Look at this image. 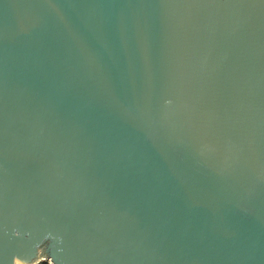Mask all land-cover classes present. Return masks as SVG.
Instances as JSON below:
<instances>
[{
  "label": "water",
  "instance_id": "obj_1",
  "mask_svg": "<svg viewBox=\"0 0 264 264\" xmlns=\"http://www.w3.org/2000/svg\"><path fill=\"white\" fill-rule=\"evenodd\" d=\"M264 264V0H0V264Z\"/></svg>",
  "mask_w": 264,
  "mask_h": 264
},
{
  "label": "rangeland",
  "instance_id": "obj_2",
  "mask_svg": "<svg viewBox=\"0 0 264 264\" xmlns=\"http://www.w3.org/2000/svg\"><path fill=\"white\" fill-rule=\"evenodd\" d=\"M47 264H52L50 261H46Z\"/></svg>",
  "mask_w": 264,
  "mask_h": 264
},
{
  "label": "trees",
  "instance_id": "obj_3",
  "mask_svg": "<svg viewBox=\"0 0 264 264\" xmlns=\"http://www.w3.org/2000/svg\"><path fill=\"white\" fill-rule=\"evenodd\" d=\"M41 264H47L46 262H43V263H41Z\"/></svg>",
  "mask_w": 264,
  "mask_h": 264
},
{
  "label": "bare ground",
  "instance_id": "obj_4",
  "mask_svg": "<svg viewBox=\"0 0 264 264\" xmlns=\"http://www.w3.org/2000/svg\"><path fill=\"white\" fill-rule=\"evenodd\" d=\"M17 264H19V263H17Z\"/></svg>",
  "mask_w": 264,
  "mask_h": 264
}]
</instances>
